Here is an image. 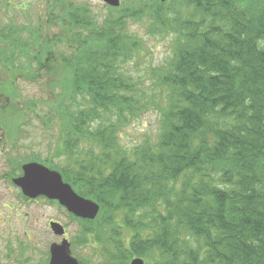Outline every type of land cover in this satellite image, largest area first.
Wrapping results in <instances>:
<instances>
[{"label": "trees", "instance_id": "1", "mask_svg": "<svg viewBox=\"0 0 264 264\" xmlns=\"http://www.w3.org/2000/svg\"><path fill=\"white\" fill-rule=\"evenodd\" d=\"M51 1L49 23L65 20L66 9L72 33L65 40L48 32L39 44L44 22L32 29L8 19L13 3L0 0V146L16 144L37 101L24 98L18 81L45 79L54 65L60 75L48 81L66 157L51 167L101 211L115 218L123 210L134 231L128 246L105 247L100 264L134 256L264 264V0H125L103 18L73 0L40 2ZM145 21L172 38L147 87L124 66L143 43L130 26ZM66 42L73 55L55 51ZM151 106L161 114L158 138L128 151L123 124ZM102 215L86 222L100 244L101 229L119 223Z\"/></svg>", "mask_w": 264, "mask_h": 264}, {"label": "rangeland", "instance_id": "2", "mask_svg": "<svg viewBox=\"0 0 264 264\" xmlns=\"http://www.w3.org/2000/svg\"><path fill=\"white\" fill-rule=\"evenodd\" d=\"M40 1L9 0L10 3H13L11 6L14 9L7 10L6 16L8 19L16 18V21L20 23H29L32 29L38 28L36 25L43 21L44 25L39 27L47 29L39 32L40 37H42L39 44H43L48 32L49 35H55L56 38L68 39L70 37L69 32L72 33L70 27L73 26L71 24L70 27L68 26L66 9L61 11L65 20H58V17L54 15L53 21L49 23L50 19L46 18V13L54 11L51 6L52 1L46 4ZM73 1L87 4L93 15L98 18H103L109 10L108 5L103 0ZM124 1L121 0V3ZM39 15L41 20L38 19ZM130 29L142 38L143 43L138 52L134 50L135 56L133 58L127 57L125 59L124 66L130 75L139 77L145 83L144 86L147 87V83L151 82L149 75L156 67L163 65L171 55L172 38L159 33L157 31L159 28L151 29L146 21L133 23ZM55 51L64 56H70L73 55L75 49L69 48L66 42L60 44L59 49L55 48ZM58 75L60 72L56 70L54 65L50 64L42 72V77L46 76L45 79L47 80L40 79L38 82H31L20 79L18 81V87L20 92L24 94V98L26 100L36 98L37 101H35V105L28 106L31 110L28 109L27 121L23 124L19 135L13 138L16 144L5 146L6 143H3L0 146V264H46V262L48 264L50 245L53 242H60V239L51 230L50 222L55 219L66 225V237L71 241L73 254L86 264H100L103 260L102 253L105 247L113 246L114 243H122L128 246L134 235V231L128 229L124 223L123 210L114 212L116 219L111 212L102 211L103 217L101 219H105V216L108 215L119 223L113 231L102 228L101 233L104 236V241L101 244L94 242L92 238L87 236L88 223L85 220L76 218L71 214L68 215L58 203L46 197L39 196L37 199H27L12 182L10 176L20 174L18 168L20 163L37 160L50 167L64 163L63 160L66 155L64 151H59L61 145L59 137L63 131V124L55 119L53 108L57 106V103L52 101L53 96L50 95L51 86L48 81ZM55 89L57 90V88ZM160 126V110L151 106L143 110L139 117H132L123 124L120 132V145L128 151H133L134 147L142 144L148 138L156 141ZM1 134L3 131L0 128ZM17 158L23 162H16L15 159ZM47 161L51 163L48 164ZM144 233L148 235L150 231L145 230ZM144 258L146 259V257ZM132 259L133 257L130 261Z\"/></svg>", "mask_w": 264, "mask_h": 264}, {"label": "water", "instance_id": "3", "mask_svg": "<svg viewBox=\"0 0 264 264\" xmlns=\"http://www.w3.org/2000/svg\"><path fill=\"white\" fill-rule=\"evenodd\" d=\"M110 6H119L121 0H103ZM166 1V0H162ZM23 175L15 177L14 183L21 187L23 193L31 198L44 195L56 199L70 212L82 218L94 219L99 213L100 204L96 201L79 195L72 186L64 181L62 174L39 162L32 161L22 165ZM51 227L58 235H64V226L52 222ZM49 264H81L72 254L71 242L63 238L60 243L54 242L50 246ZM130 264H145L142 257H135Z\"/></svg>", "mask_w": 264, "mask_h": 264}, {"label": "flooded vegetation", "instance_id": "4", "mask_svg": "<svg viewBox=\"0 0 264 264\" xmlns=\"http://www.w3.org/2000/svg\"><path fill=\"white\" fill-rule=\"evenodd\" d=\"M6 146V145H5ZM27 199H29V200H31V198H27ZM35 199H37V198H35ZM45 199V198H44ZM52 201V200H51ZM55 203H58V201H54ZM59 204V203H58ZM60 205V204H59ZM61 207H62V209L64 210V211H66V213L69 215V214H71L72 216H75L76 218H79V219H81V220H85V221H88L87 219H83L82 217H79V216H76V215H74L72 212H70L69 210H67V208L66 207H64V206H62V205H60ZM53 222H58V223H60V224H62L64 227H65V230H66V233H65V236L67 235V227H66V225H64L63 224V222H61V221H59V220H52ZM51 221V222H52ZM50 222V223H51ZM51 230H52V228H51ZM53 231V230H52ZM53 233H54V231H53ZM59 239H60V241L63 239V237L64 236H61V235H58V234H56V233H54ZM70 240V239H69ZM71 242V241H70ZM50 257V256H49Z\"/></svg>", "mask_w": 264, "mask_h": 264}]
</instances>
